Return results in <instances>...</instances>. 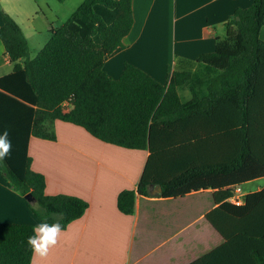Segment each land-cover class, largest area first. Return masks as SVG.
Here are the masks:
<instances>
[{
    "label": "trees",
    "instance_id": "1",
    "mask_svg": "<svg viewBox=\"0 0 264 264\" xmlns=\"http://www.w3.org/2000/svg\"><path fill=\"white\" fill-rule=\"evenodd\" d=\"M132 1L83 0L62 25L52 23L34 57L22 28L3 12L0 40L11 61L26 64L0 78V133L7 130L12 142L0 171L21 195H31L26 203L40 222L59 219L64 228L88 203L46 194L45 176L32 169L31 137L55 141L60 120L103 142L149 151L138 189L123 190L118 209L134 214L136 194L150 196L153 184L164 198L215 190L216 207L205 217L224 243L193 264H238L233 238L264 246V187L244 194L242 204L231 202L236 189L264 178V0L235 12L214 52L177 58L166 84L131 64L117 80L104 71L131 31ZM33 228L0 222V264H31ZM248 256L264 264L257 249Z\"/></svg>",
    "mask_w": 264,
    "mask_h": 264
},
{
    "label": "crops",
    "instance_id": "2",
    "mask_svg": "<svg viewBox=\"0 0 264 264\" xmlns=\"http://www.w3.org/2000/svg\"><path fill=\"white\" fill-rule=\"evenodd\" d=\"M253 2L133 0L131 31L123 39L124 47L107 58L104 71L117 80L125 64H131L166 84L177 58L196 60L214 52L217 39L227 33L229 19ZM21 3L0 0V27L3 12L20 27L22 19L32 35L48 33V38L52 23L62 25L60 10L47 0ZM22 31L30 46L29 36ZM17 64L24 67L26 59L11 61L0 40V78L12 74ZM184 95L190 97L189 93ZM53 125L55 141L41 137L29 141L32 169L45 176L47 195L77 196L87 201L88 208L81 218L63 228L58 244L46 258L37 257L36 264H193L224 243L205 217L216 207L215 190L164 198L159 184H153L150 196L136 194L134 214H124L118 209V196L123 190L138 189L149 151L103 142L82 127L60 120ZM248 192L252 191L243 195ZM0 222L33 226L40 222L1 171ZM235 238L229 241L230 246ZM232 251L237 263L243 264Z\"/></svg>",
    "mask_w": 264,
    "mask_h": 264
},
{
    "label": "rangeland",
    "instance_id": "3",
    "mask_svg": "<svg viewBox=\"0 0 264 264\" xmlns=\"http://www.w3.org/2000/svg\"><path fill=\"white\" fill-rule=\"evenodd\" d=\"M6 2V0H4ZM23 4H31V0H20ZM47 2L54 8L59 9L61 14V22L62 24L73 14V12L80 6L83 0H68L65 3H61L59 0H47ZM22 10V9H21ZM20 24L25 33L29 36L30 39V49L31 55L34 57L39 52V50L44 47V45L48 42L47 34L39 35H32L30 33V29L27 27V23H25L22 19H20ZM46 35V36H44ZM46 37V39H45ZM264 186V179H258L255 181L248 182L245 187H240V194L243 197V193L247 191H256L258 188ZM203 201H207V196H203ZM210 201L212 199L209 198ZM206 206L203 203V208ZM232 249L236 254V257L243 263V264H252L249 259L248 253L253 250L257 249L260 253L264 254V246L260 244L259 241L250 240L247 238H243L241 236L236 237L231 243Z\"/></svg>",
    "mask_w": 264,
    "mask_h": 264
},
{
    "label": "clouds",
    "instance_id": "4",
    "mask_svg": "<svg viewBox=\"0 0 264 264\" xmlns=\"http://www.w3.org/2000/svg\"><path fill=\"white\" fill-rule=\"evenodd\" d=\"M11 151L12 142L9 138V132L4 130L0 133V160L10 158ZM32 231L33 234L27 239V245L32 252L31 264H36L37 257L46 258L49 251L58 244L63 233V226L59 219L53 223L44 220L34 226Z\"/></svg>",
    "mask_w": 264,
    "mask_h": 264
},
{
    "label": "built area",
    "instance_id": "5",
    "mask_svg": "<svg viewBox=\"0 0 264 264\" xmlns=\"http://www.w3.org/2000/svg\"><path fill=\"white\" fill-rule=\"evenodd\" d=\"M231 202H233L235 204H242L243 198L240 194V189H236V192H235L233 198L231 199Z\"/></svg>",
    "mask_w": 264,
    "mask_h": 264
},
{
    "label": "water",
    "instance_id": "6",
    "mask_svg": "<svg viewBox=\"0 0 264 264\" xmlns=\"http://www.w3.org/2000/svg\"><path fill=\"white\" fill-rule=\"evenodd\" d=\"M158 188H159L160 191L162 190V188H161L160 185H158ZM25 199L30 201V200L32 199V198H31V195H26V196H25Z\"/></svg>",
    "mask_w": 264,
    "mask_h": 264
}]
</instances>
